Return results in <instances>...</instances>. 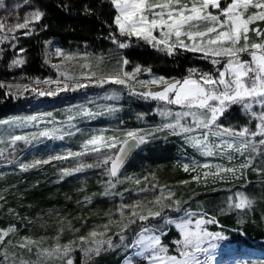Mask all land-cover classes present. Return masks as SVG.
<instances>
[{"label": "snow or ice", "instance_id": "1", "mask_svg": "<svg viewBox=\"0 0 264 264\" xmlns=\"http://www.w3.org/2000/svg\"><path fill=\"white\" fill-rule=\"evenodd\" d=\"M23 2L27 5L30 0ZM109 2L116 13L113 23L120 36L136 37L168 56L174 55L177 50H182L200 53L201 58L210 60L213 66L220 65L223 61L222 68L216 69L218 75L190 68L182 79L167 80L159 77L140 82L144 85L163 86L160 91L141 93L144 99L162 102L167 106H178L181 109L176 112L170 107L159 109V115L165 120L172 118V122L163 123L162 129H169L174 135H184L185 141L204 156L220 155L229 161L234 159L235 154L243 157V162L238 167L226 168L215 165L216 171L205 172L203 178L207 179L211 175L224 179L223 174L236 177L237 173L243 175L244 170L247 169L264 174V168L254 167L255 157L264 156V29L252 27L258 22H264V0H230V2L226 0H109ZM222 4L225 6L222 7ZM4 6V0H0V8ZM44 15L45 13L37 8L28 12L22 22L10 24L0 20V34H2L0 43L10 38L16 39L14 34L18 30H25L24 36L32 35L34 31L32 25L40 22ZM156 32L159 36L154 34ZM250 34H254L256 39L253 40ZM112 42L118 44L121 49L128 47L115 36L112 37ZM12 47L15 48L16 45L13 44ZM25 51L23 48L19 49L12 66L25 63L22 58ZM54 54L57 57L63 56L65 60L71 59L59 48L55 49ZM245 55L248 59L243 58ZM123 64H128V61L125 59ZM53 67L59 66L53 65ZM83 67L89 66L83 65ZM140 71L141 69L137 67L134 73ZM134 73L124 72L123 76L119 73L101 76L96 82L100 86L106 83L127 85L129 79H134ZM61 75H64L66 80L72 79L64 73ZM92 76H96V73L93 72ZM85 86L74 82V88ZM0 87L4 85L0 84ZM21 87L24 90L28 89L27 85L15 86L17 89ZM66 90H69L68 84L63 88H57L56 91H39L37 95L53 96L59 91ZM32 91L36 92V89ZM11 94L15 95V93ZM106 98L113 99L115 96ZM234 106H238L241 112L250 118L249 123L255 122L254 130L247 125L236 129L220 123L222 119L228 117ZM256 107L260 110L256 111ZM71 119L72 117H69V120ZM36 120V116L26 117L19 126H26ZM14 123L16 120H0V125ZM52 134L50 131H41L38 135L47 137ZM35 139L36 134H32L31 140ZM31 140L28 135H10L8 146L14 150L17 142L29 144ZM145 142V136L139 135L136 131H128L123 139L116 136L93 135L82 147L85 152L91 153L107 150L109 154L105 155L96 166L110 165L106 168L107 174L110 178H116L129 153ZM4 153L5 148L0 147V156ZM83 154L85 153L69 152L68 156ZM66 158L51 157L56 160ZM48 162V160H37L32 164H20V169L26 171ZM84 167L85 165H80L73 171H81ZM200 167L210 168V165L204 164ZM189 170L190 166L185 164L184 171ZM191 170L195 171L196 167L193 166ZM69 174V170H64V175ZM192 179L199 182L201 176L196 175ZM135 183L140 184L141 181L136 180ZM108 187L114 188L115 184L110 180ZM152 187L156 188L158 185L153 184ZM104 194H109L107 189ZM174 197L175 193L164 186L160 188V194L147 203L136 201L133 204H122L118 208L120 219L110 220L109 223L115 222L119 227L120 246L132 250L127 264H212V251L218 247V242L226 241L228 237L222 232L209 231L206 228V225L218 223L214 216L201 210L199 218L193 221L197 212L182 208L181 201ZM253 203L252 199L241 192L235 193L234 200L232 196L228 198L230 209L244 211L250 209ZM125 209L128 211L126 212ZM166 209L183 212L184 215L179 219H173L165 216ZM151 220H162L164 225H174L178 230L179 238L172 241L174 252H170L169 246L163 242V237L167 233L159 226L149 223ZM133 225H137V228H132ZM104 229V232L94 230L87 237L79 238V250L86 258L91 259L92 255H99L105 246L108 249L116 247L112 237L107 235L109 225H104ZM128 232L131 233V238L125 235ZM12 233H15L14 226L0 229V246L4 245L5 237ZM18 247L29 252L35 247L37 264H43L47 260L73 264V260L68 258L74 250L71 243L66 245L57 243L53 248L46 249L41 248L39 242L25 238ZM3 258L7 264L9 259L7 251L4 252ZM13 264H15V254H13ZM19 264H30V262L20 260ZM251 264H264V260L252 261Z\"/></svg>", "mask_w": 264, "mask_h": 264}, {"label": "rangeland", "instance_id": "2", "mask_svg": "<svg viewBox=\"0 0 264 264\" xmlns=\"http://www.w3.org/2000/svg\"><path fill=\"white\" fill-rule=\"evenodd\" d=\"M13 0H4L5 6L0 8V20H5L7 23L14 24L17 22H22L23 17L30 12V9L21 10V7L25 6L23 0H18V2H12ZM230 2V0H226ZM28 5V4H27ZM26 5V6H27ZM225 4H222V7ZM214 13L216 10H212ZM264 22H258L252 27H260L264 29ZM159 36V33H154ZM2 35V34H0ZM11 35V34H10ZM253 40H255L254 34H250ZM6 41H9L6 40ZM124 43V42H123ZM0 43V48H1ZM61 49L56 41L51 38L45 41L44 46V57L47 64L51 66L56 76L55 78H48L44 80H34V81H11L7 84L8 89L11 93H15L14 96L23 100V103L17 108L15 112L10 113L2 117L0 120L12 121L16 120L14 124H4L0 125V147L5 148V153L0 156V167L2 165L10 164V167L15 168L17 171L20 169V164H32L37 160L52 161L54 167L51 170V179H54L56 183L63 182L65 184L72 182H84L88 178L95 179L98 188L99 197L104 199H109L110 205L105 208L106 212L103 214L96 213L94 205H92V196L85 195L77 203L81 207L77 210L75 219L71 216L63 217L59 214L58 210H47L45 214H41L37 221L29 220L27 227V233L23 234L20 232L18 225L14 221H9L4 225L0 224V229H7L10 226L15 227V233L9 234L5 237L4 245L0 246V264H5L3 254L7 251L9 259L7 264H13V254H15V264H19L20 260L30 262V264H37L36 248L33 247L32 251L29 252L26 249H21L18 244L21 243L25 238H30L33 241L39 242L41 248L51 249L57 243L60 245L73 244V251L68 258L73 260L77 259V262H82L88 258L85 257L84 253L79 250V238L87 237L91 231L104 232V225H109V230L107 235L112 237L113 243L116 247L111 248L118 253H122L123 257L117 264H127V259L131 256L132 250L124 249L120 246L119 241V227L115 222L109 223L111 221H117L120 219L118 208L122 204H133L136 201H141L147 203L152 200L154 196L160 194V188L164 187L162 184L158 183L152 178L148 173L145 174L142 184H136L135 181L139 180L137 176L133 174L129 169L123 167L118 173L115 179L108 176L106 168L108 166H96L100 164L104 156L109 154L107 150H102L100 153L85 152L82 145L87 139H90L93 135H103L105 137L116 136L120 139L124 138V135L128 131H136L139 135L146 136L153 133L162 132L163 136H170L172 134L169 129H162V125L165 122H172V118L165 120L159 115V109L162 107H170L173 112L181 111L178 106H167L163 105L162 102L154 101L151 99H144L142 95L146 91H160L162 90V85H144L141 81H151L152 79L159 78L162 76L152 75L147 69H143L138 73H134V68H127L123 61L125 60L121 54H116L113 58H105L104 53L93 54L87 52L86 50L74 51V52H64L71 59L65 60L63 56L57 57L54 52L55 49ZM120 48L118 45L113 46V53H118ZM1 50V49H0ZM62 50V49H61ZM17 58V57H16ZM248 59L247 55L243 57ZM53 65H58L59 67H53ZM83 65H88L85 68ZM223 61L220 65L214 66V71L211 72L213 75H218L216 69L222 68ZM11 67H15L12 66ZM95 72L96 76H92ZM124 72L134 73V79H129L127 85H117L112 83H106L102 86L98 85L96 82L101 76L116 75L119 73L123 76ZM64 73L71 77L72 79H65ZM46 81H51L47 83ZM59 81V83H57ZM74 82L86 85L85 87L74 88ZM65 84L69 85V90L59 91L53 96H40L37 95L39 91H56L57 88H63ZM13 86L10 88L9 86ZM16 85L24 86L27 85L28 89L24 90L23 87L20 89L15 88ZM32 89H36L33 92ZM21 92L23 93L21 95ZM124 93H133L134 95L141 96L146 101H153L154 108L153 113L156 117L153 122H148L142 115L137 122V127H131L125 123V119L121 118L119 120L115 119L117 111L121 110V97L125 95ZM115 96L113 99H107L106 97ZM57 110L62 118L55 117L52 118V113ZM256 111L260 109L256 107ZM90 113V114H89ZM50 114V115H49ZM36 116L37 120L28 123L26 126H19L20 123L26 117ZM69 117H72L69 120ZM19 118V120H17ZM106 119V123L103 126H91L90 129L84 132L83 137L79 142L70 150L64 148V146H59L57 149H48L45 145V141L49 140L60 142L65 133L73 135L76 131H79L77 126L81 124L82 121L85 123H90L92 120ZM250 118L241 112L236 114H229L227 118L222 119L220 123L224 126H232L239 129L242 126L247 125L254 130V121L249 123ZM41 131H50L53 134L47 137H40L38 134ZM32 134H36V139L31 140ZM10 135H28L31 143L25 144L24 142H17L15 149L13 150L8 146V138ZM157 135V134H156ZM174 140L178 152V161L181 164L182 169L184 165L190 166L189 172L191 176L189 180L192 181L193 185L197 186L209 185L214 183L223 184L224 186H232L234 183H241V178L247 172L257 173L251 169L244 170L243 175L237 173L236 177L231 174H223L224 179L219 177H212L209 175L207 179L203 178L205 172L216 171L215 165H222L223 167H238L240 163L243 162V157L235 154L234 159L229 161L226 157L220 155L215 156H204L200 151L189 143L185 141L184 135H174ZM42 144L40 151L37 155V147ZM21 148V149H20ZM36 148V149H35ZM19 152H17V150ZM139 148H137L138 150ZM22 151V152H21ZM69 152L77 153L84 152L85 154L80 156H68ZM17 154V155H16ZM22 154V155H21ZM16 155L17 158H14ZM61 156L67 157L66 159H51V157ZM25 157V158H23ZM15 159V160H14ZM130 159H134L131 157ZM56 162V164H55ZM208 164L210 168H202L200 165ZM17 165V166H16ZM80 165H85L81 171H73ZM87 165H93V167H87ZM195 166L196 170L192 171L191 168ZM254 167L264 168V156H256L254 159ZM32 168V167H31ZM29 168V169H31ZM64 170H69V175H64ZM22 173L25 171L21 170ZM258 174V173H257ZM201 176L199 182L193 180V176ZM147 178V179H145ZM29 181L33 178H28ZM111 180L115 184L114 188H109L108 183ZM156 184L158 187L153 188L152 185ZM182 185H184L182 183ZM171 191L175 193L174 199L179 197L176 193L177 187H168ZM106 189L109 194L105 195ZM142 189H146L143 190ZM244 193L242 189H236V192ZM6 191L2 188L0 189V206L4 202V197ZM233 200L235 195H232ZM184 209L197 212V216L193 217V221L199 218V209H191L186 205L181 206ZM127 212L128 210L125 209ZM183 212H174L169 209L165 210V216L179 219L183 217ZM210 215V214H209ZM212 216V215H210ZM149 223L152 225H157L164 232H168V228L174 227V225H164L162 220H151ZM38 224V225H37ZM37 225L36 228L31 226ZM212 225H206L209 231H219L224 235V230L222 228L213 229ZM38 227V228H37ZM132 228H137V225H133ZM175 229V228H174ZM176 230V229H175ZM177 237L172 238L169 241H164V244L169 246L170 252H174V245L172 241L179 238L178 230ZM126 236L131 238V233H125ZM11 241V243H8ZM109 249L105 246L104 250L101 252H107ZM213 255L212 264H251L252 261L264 260V253L255 250V248L238 247L233 244L228 239L226 241L218 242V247L214 249L211 253ZM95 256L92 255L91 258ZM139 259V258H134ZM61 263L58 260H47L43 264H55Z\"/></svg>", "mask_w": 264, "mask_h": 264}, {"label": "trees", "instance_id": "3", "mask_svg": "<svg viewBox=\"0 0 264 264\" xmlns=\"http://www.w3.org/2000/svg\"><path fill=\"white\" fill-rule=\"evenodd\" d=\"M37 8L45 15L40 22L32 25L33 34L24 36L25 30H18L14 34L16 39L10 38L1 44L0 84L4 87H0V119L15 112L23 103L22 99L9 91L7 84L11 81L27 82L55 78L54 69L47 64L44 57L45 41L51 38L64 52L86 50L93 54L104 53L106 59L121 54L128 61L127 68L147 69L152 75L162 76L167 80L182 79L190 68L201 72L214 71L210 60L202 59L200 53L177 50L174 55L168 56L136 37L120 36L113 23L116 13L109 0H30L21 10L33 11ZM113 36L128 47L113 53V46L118 45L112 42ZM13 44L16 45L15 48L12 47ZM20 48L26 50L22 54L25 63L11 67ZM124 94L120 100L121 110L115 115L116 120L124 118L125 123L131 127L140 126L137 122L142 115L148 122L154 121L156 115L153 113V101H146L133 93ZM238 112L239 107L234 106L230 114ZM55 117L62 118L57 110L52 113V118ZM106 121L101 118L90 123L82 121L77 126L79 131L73 135L65 133L60 142L47 140L43 146L48 149L64 146L70 150L91 126H103ZM174 138V135L163 136L162 132L147 135L146 142L139 145V149L131 155L134 159L130 157L123 167L133 172L141 181L140 184L143 182L142 177L148 173L163 186L177 187L176 193L181 206L203 210L214 216L218 223L212 225V228H222L224 235L236 246L255 248L264 253V174L247 172L241 178V183H234L230 187L219 183L193 185L189 180L191 173L184 171L178 161ZM41 147L42 144L35 148L37 155ZM16 155L14 158H17ZM53 167L52 161L41 163L25 173H22L21 169L17 171L10 167V164L0 167V189L6 191L4 202L0 206V224L14 221L20 232L25 234L30 228L27 227L29 220L37 221L41 214L50 209L58 210L63 217L67 215L75 219V216H78L77 210L81 208L77 201L85 195L92 196L91 204L94 205L96 213L106 212L105 208L110 205V201L99 197V187L93 179L94 176L79 183H56L50 174ZM30 177L33 179L29 181ZM182 181L188 183L182 185ZM236 189H242L254 201L250 209L241 211L229 208L228 198L235 195ZM37 225L31 227L36 228ZM175 237L177 231L170 227L163 240L167 242ZM118 252L109 249L82 262H77L76 259L74 264H117L123 257V254Z\"/></svg>", "mask_w": 264, "mask_h": 264}, {"label": "water", "instance_id": "4", "mask_svg": "<svg viewBox=\"0 0 264 264\" xmlns=\"http://www.w3.org/2000/svg\"><path fill=\"white\" fill-rule=\"evenodd\" d=\"M137 149V148H136ZM136 149H134L131 153H129V155L126 157V159H125V162H124V164L122 165V167L125 165V163L129 160V158L131 157V155L133 154V152L136 150ZM109 167H110V165H109ZM121 167V168H122ZM121 168H120V170H121ZM119 170V171H120Z\"/></svg>", "mask_w": 264, "mask_h": 264}]
</instances>
